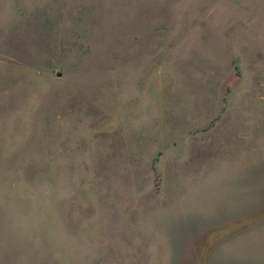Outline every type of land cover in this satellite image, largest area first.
<instances>
[{"label":"rangeland","instance_id":"374dc122","mask_svg":"<svg viewBox=\"0 0 264 264\" xmlns=\"http://www.w3.org/2000/svg\"><path fill=\"white\" fill-rule=\"evenodd\" d=\"M0 264H264V0H0Z\"/></svg>","mask_w":264,"mask_h":264}]
</instances>
